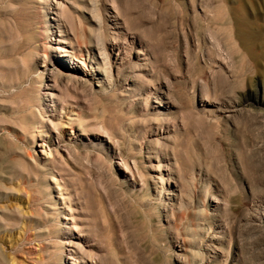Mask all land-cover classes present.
Here are the masks:
<instances>
[{
    "label": "rangeland",
    "instance_id": "rangeland-1",
    "mask_svg": "<svg viewBox=\"0 0 264 264\" xmlns=\"http://www.w3.org/2000/svg\"><path fill=\"white\" fill-rule=\"evenodd\" d=\"M0 264H264V0H0Z\"/></svg>",
    "mask_w": 264,
    "mask_h": 264
}]
</instances>
